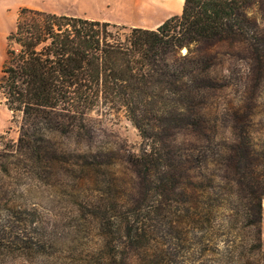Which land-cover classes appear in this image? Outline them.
Wrapping results in <instances>:
<instances>
[{"label": "trees", "instance_id": "1", "mask_svg": "<svg viewBox=\"0 0 264 264\" xmlns=\"http://www.w3.org/2000/svg\"><path fill=\"white\" fill-rule=\"evenodd\" d=\"M219 44L244 49L259 84L264 0H183L181 13L154 30L21 8L0 77L5 105L21 121L17 142L0 152V181L27 169L44 187L61 176L76 198L95 189L99 198L80 208L102 245H123L113 264L141 254L145 261L157 237L156 244L216 240L259 251L264 138L255 140L250 115L240 114L251 98L226 120L232 138L212 134L220 125L208 115L211 98L227 86L211 73L208 49ZM101 106L124 111L144 141L140 151L100 139L103 129L87 115ZM3 212L0 241L17 230L26 240L30 225L17 220L26 210ZM237 229L252 231L253 241L227 239ZM36 243L30 248H45Z\"/></svg>", "mask_w": 264, "mask_h": 264}, {"label": "rangeland", "instance_id": "2", "mask_svg": "<svg viewBox=\"0 0 264 264\" xmlns=\"http://www.w3.org/2000/svg\"><path fill=\"white\" fill-rule=\"evenodd\" d=\"M127 1V5L123 6L122 0H115L109 9L104 2L98 5L91 3L90 9L88 7V10H83L77 0H52L44 11L75 17H82L86 13L127 29L137 27L154 30L168 18L179 15L183 5V0H160L162 4L169 5L165 11L156 8V3L152 0H141L140 4L134 2L135 0ZM24 3L29 4L22 1ZM13 4L5 3V11L0 10V77L5 59L6 37L15 29L19 10L24 8H14ZM250 13L258 17L260 11L254 7ZM208 51L212 56V75L226 77L227 81L226 88L212 96L208 108L210 119L218 121L220 125L217 132L212 134L218 141L232 138L233 131L226 120L232 111L246 105L247 99L251 98L249 109L243 108L240 114L250 115L249 132L252 137L255 140L263 139L264 73L259 84L255 85L250 57L244 49L219 44L209 47ZM87 120L103 129L100 139L117 142L134 153L140 151L144 145L138 130L123 110H109L101 106L89 113ZM20 121L19 115L13 116L7 109L0 91V137H3L0 140V152L3 154L8 153L17 142ZM183 138L178 137L177 143L183 141ZM215 149L222 152L224 146L219 145ZM115 170L118 178L127 181L124 167H116ZM49 183V187H44L42 181L33 180L27 169H14L0 181V219L4 218V210L7 211L10 207L21 208L29 215L17 217V220L30 225L22 233L26 240L19 237L17 230L8 239L0 241V264H113L112 259H120L123 245H102L99 232L88 225L91 220L87 211L84 212L86 218L80 208L87 201L93 202L92 200L99 198L98 192L95 189L87 190L84 197L82 194L76 198L72 196L69 185L61 176L52 177ZM217 225L215 222L214 236L219 239L222 233ZM260 227L259 251L254 250L253 245H226L216 240L210 245L156 244V241H160L157 237L154 244L147 245L145 261L140 257L143 254L132 255L125 264H264V198ZM241 230L237 229V234H231L227 239L233 240L236 237L238 242L251 243L254 239L252 231ZM37 241L45 245L43 250L30 248Z\"/></svg>", "mask_w": 264, "mask_h": 264}, {"label": "crops", "instance_id": "3", "mask_svg": "<svg viewBox=\"0 0 264 264\" xmlns=\"http://www.w3.org/2000/svg\"><path fill=\"white\" fill-rule=\"evenodd\" d=\"M22 1H27L29 4H25V3L22 4ZM50 1H52V0H0V10L5 11V3H14L13 7L14 8L16 7L17 9H19L20 7H25V8L44 11V10L48 9V3ZM114 1L115 0H77L79 7H81L83 10H86V9L88 10V7L90 9L91 3H95L98 5L99 3H103V2H104V5H106V8L109 9L110 5L112 3H114ZM37 2H39L40 4L38 5ZM134 2H136L137 4H140L141 0H135ZM152 2L156 3V6H155L156 8H159V9L165 10V11L169 6V5L162 4L160 2V0H152ZM169 2H170V0H169ZM127 3H128L127 0H122L123 6H126ZM97 17L98 16H94V15H90V14H86V13L82 15V18H86V19H90V20L103 21Z\"/></svg>", "mask_w": 264, "mask_h": 264}]
</instances>
